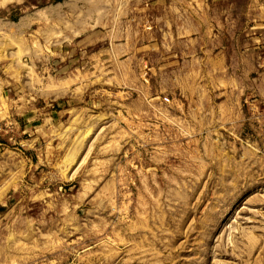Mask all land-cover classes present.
I'll use <instances>...</instances> for the list:
<instances>
[{"label":"rangeland","instance_id":"374dc122","mask_svg":"<svg viewBox=\"0 0 264 264\" xmlns=\"http://www.w3.org/2000/svg\"><path fill=\"white\" fill-rule=\"evenodd\" d=\"M0 264H264V0H0Z\"/></svg>","mask_w":264,"mask_h":264},{"label":"bare ground","instance_id":"6f19581e","mask_svg":"<svg viewBox=\"0 0 264 264\" xmlns=\"http://www.w3.org/2000/svg\"><path fill=\"white\" fill-rule=\"evenodd\" d=\"M2 1H4V2H5V0H2ZM7 1H10V0H7Z\"/></svg>","mask_w":264,"mask_h":264}]
</instances>
